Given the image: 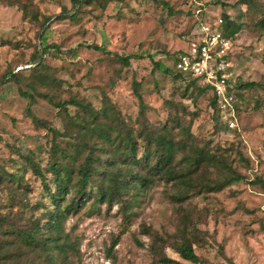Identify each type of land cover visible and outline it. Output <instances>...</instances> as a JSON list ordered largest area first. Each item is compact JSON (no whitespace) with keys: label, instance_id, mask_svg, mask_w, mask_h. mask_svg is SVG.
<instances>
[{"label":"rangeland","instance_id":"374dc122","mask_svg":"<svg viewBox=\"0 0 264 264\" xmlns=\"http://www.w3.org/2000/svg\"><path fill=\"white\" fill-rule=\"evenodd\" d=\"M225 11L242 24L228 56L239 100L234 128L217 121L210 91L174 75L176 55L198 40L199 18ZM263 20L264 0H92L77 12L72 0H0V214L21 226L46 220L48 191L26 157L44 168L52 144L48 125L65 131L67 116L54 102L109 104L135 136L145 126L155 132L168 126L176 140L224 158L223 164H202L195 181L232 172L244 178L220 191L198 185L184 200L173 181L159 180L127 211L122 201L110 205L93 197L65 220L75 243L69 264H164L160 254L180 264H264V187L256 181H264ZM46 45L55 47L41 52ZM116 53L131 55L130 64ZM246 81L259 85L238 88ZM68 110L75 114L79 107L69 104ZM139 140L141 157L145 141ZM12 171L21 176L13 194L4 177ZM185 224L199 230L192 240L201 262L169 245ZM157 236L167 240L157 245L159 252L153 250Z\"/></svg>","mask_w":264,"mask_h":264},{"label":"trees","instance_id":"16d2710c","mask_svg":"<svg viewBox=\"0 0 264 264\" xmlns=\"http://www.w3.org/2000/svg\"><path fill=\"white\" fill-rule=\"evenodd\" d=\"M72 1L76 12L81 3L92 2V0ZM249 1L240 0L243 3ZM221 16L224 19V32L232 39L241 31L242 24L233 20L228 11L223 12ZM201 19L213 21L215 18ZM261 23L264 24V20ZM53 46L55 47V45H46L42 47L41 52L49 51ZM89 47L112 53L98 44H90ZM115 55L122 64H130L131 55L122 56L117 53ZM178 55L174 58V75L178 78L190 79L191 84L199 87V92L210 91L215 117L221 126L228 128L229 126L222 120V113L217 106L212 88L199 76L177 69ZM10 74L16 76L15 73L10 72ZM258 85L256 81H246L239 83L238 88L245 89ZM23 93L35 100V96L30 92ZM138 95L142 101V96ZM238 101L237 99V111ZM54 103L61 107L67 116L65 131L62 132L48 125L52 134V144L44 168L36 164L31 157H26L35 173L42 179L52 206L49 203L45 206V222L42 223L40 218L30 219L31 226H21L17 220L5 218L0 214V233L4 235L0 238V264H69V251L75 249V243L69 234L65 233V220L93 197L99 202L110 205L122 201L127 211L129 206L138 202L141 191L159 180L173 181L178 186L179 199L184 200L194 193L198 185L203 186L207 191H220L226 185L244 178L242 174L232 172L224 175L221 180L197 182L194 175L202 164L213 166L217 165V162L223 164L224 158L205 147H197L194 142L176 140L168 126H164L158 132L145 126L139 131L138 136H135L133 129L109 104L95 108L91 103L84 101ZM69 104L79 107L77 113H69ZM139 138L145 141L144 155L141 157H138ZM180 152L183 154L177 160ZM4 177L12 184L10 193H15L14 188H19L21 185L19 173L5 172ZM256 181L264 187L261 178H256ZM125 195H130V198L125 199ZM198 231L196 226L189 227L185 224L174 242L169 245L184 259L195 263L201 262L202 259L196 253L192 240L197 237ZM157 238L159 240L155 241L153 250L157 249L159 252L157 245L167 240L163 236ZM116 242L117 240L112 245L114 246ZM159 261L164 264H180L164 254H160Z\"/></svg>","mask_w":264,"mask_h":264},{"label":"built area","instance_id":"2783aa9c","mask_svg":"<svg viewBox=\"0 0 264 264\" xmlns=\"http://www.w3.org/2000/svg\"><path fill=\"white\" fill-rule=\"evenodd\" d=\"M200 11V10H199ZM221 15L213 21L199 19L198 40L189 50L179 53L177 69L199 76L212 88L222 120L231 128L237 126L236 95L230 82L228 60L232 39L224 32Z\"/></svg>","mask_w":264,"mask_h":264}]
</instances>
